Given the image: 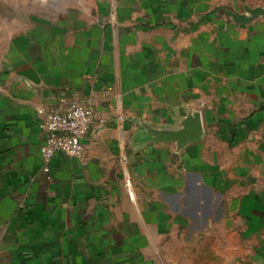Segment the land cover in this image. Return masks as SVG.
<instances>
[{
    "label": "crops",
    "instance_id": "obj_1",
    "mask_svg": "<svg viewBox=\"0 0 264 264\" xmlns=\"http://www.w3.org/2000/svg\"><path fill=\"white\" fill-rule=\"evenodd\" d=\"M3 11L0 264H264V0ZM62 97L94 122L46 163Z\"/></svg>",
    "mask_w": 264,
    "mask_h": 264
},
{
    "label": "built area",
    "instance_id": "obj_2",
    "mask_svg": "<svg viewBox=\"0 0 264 264\" xmlns=\"http://www.w3.org/2000/svg\"><path fill=\"white\" fill-rule=\"evenodd\" d=\"M43 114L40 123L45 134L40 147L43 160L49 162L56 152L82 160L83 140L94 122V110L82 102L62 97Z\"/></svg>",
    "mask_w": 264,
    "mask_h": 264
},
{
    "label": "rangeland",
    "instance_id": "obj_3",
    "mask_svg": "<svg viewBox=\"0 0 264 264\" xmlns=\"http://www.w3.org/2000/svg\"><path fill=\"white\" fill-rule=\"evenodd\" d=\"M79 2V0H0V9H4L3 15L1 19L5 24L6 21L9 23H14V26H10V28H14L17 30L23 26L27 20L33 21L32 18L40 14H53L58 7H64L73 5ZM22 8H25L23 10ZM8 9H13L15 15H6V11ZM24 12H29L24 15ZM33 16V17H32ZM29 22V21H28ZM27 22V23H28ZM32 25V22L31 24ZM7 32L0 33V40L5 39L7 36ZM2 50V46L0 45V51Z\"/></svg>",
    "mask_w": 264,
    "mask_h": 264
},
{
    "label": "water",
    "instance_id": "obj_4",
    "mask_svg": "<svg viewBox=\"0 0 264 264\" xmlns=\"http://www.w3.org/2000/svg\"><path fill=\"white\" fill-rule=\"evenodd\" d=\"M225 12L228 14L227 11ZM193 120H194V117L192 116H188L186 118L185 122H187V124H185L184 128L179 133H177V136H175V139L177 141H181L184 138H191L192 140H196L199 138V135L201 134V131H202L199 122L196 121L193 125L194 127L188 124L189 122L191 123Z\"/></svg>",
    "mask_w": 264,
    "mask_h": 264
}]
</instances>
